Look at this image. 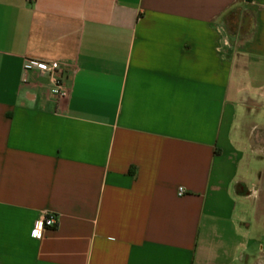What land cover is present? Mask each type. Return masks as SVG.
<instances>
[{
  "label": "crops",
  "instance_id": "1",
  "mask_svg": "<svg viewBox=\"0 0 264 264\" xmlns=\"http://www.w3.org/2000/svg\"><path fill=\"white\" fill-rule=\"evenodd\" d=\"M263 108L264 0H0V264H261L238 170Z\"/></svg>",
  "mask_w": 264,
  "mask_h": 264
},
{
  "label": "rangeland",
  "instance_id": "2",
  "mask_svg": "<svg viewBox=\"0 0 264 264\" xmlns=\"http://www.w3.org/2000/svg\"><path fill=\"white\" fill-rule=\"evenodd\" d=\"M249 21L244 9L241 6H237L232 9L224 18L225 29L232 37L241 39L243 37L241 25L245 26ZM236 23V27H233L232 23ZM240 27V28H239ZM241 30V31H238ZM250 111V110H249ZM245 111L247 115V126L242 132L244 135V148L245 151L242 155V168L238 170V178H242L244 183L242 186H238V191H243L252 201H262L263 209L260 213L264 215V108L262 111L255 112ZM259 127L262 137L256 140L253 137L256 131L255 126ZM243 189V190H242ZM259 200V201H258ZM251 218H248L250 221ZM264 220V218H263ZM251 223V222H250ZM256 225L251 223V229L254 232ZM254 234V233H253ZM261 252L258 254V261L264 264V235L260 239Z\"/></svg>",
  "mask_w": 264,
  "mask_h": 264
},
{
  "label": "built area",
  "instance_id": "3",
  "mask_svg": "<svg viewBox=\"0 0 264 264\" xmlns=\"http://www.w3.org/2000/svg\"><path fill=\"white\" fill-rule=\"evenodd\" d=\"M23 70L25 72H34L39 77H45L48 82V97L54 99L66 98L68 90L62 83V67L59 63L36 58H26L24 60ZM184 194L183 188H178L177 195ZM57 217L53 213H46L44 216L35 219L30 229V237L34 240H40L47 229L56 226Z\"/></svg>",
  "mask_w": 264,
  "mask_h": 264
},
{
  "label": "flooded vegetation",
  "instance_id": "4",
  "mask_svg": "<svg viewBox=\"0 0 264 264\" xmlns=\"http://www.w3.org/2000/svg\"><path fill=\"white\" fill-rule=\"evenodd\" d=\"M232 25H233V27H236L237 26L236 23H234V22L232 23ZM254 264H256V263H254Z\"/></svg>",
  "mask_w": 264,
  "mask_h": 264
}]
</instances>
